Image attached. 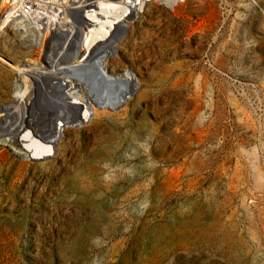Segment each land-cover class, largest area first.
<instances>
[{"label":"rangeland","instance_id":"374dc122","mask_svg":"<svg viewBox=\"0 0 264 264\" xmlns=\"http://www.w3.org/2000/svg\"><path fill=\"white\" fill-rule=\"evenodd\" d=\"M73 1L0 0V105L28 89L7 63L44 66ZM127 21L122 103L55 120L42 159L0 137V264H264V0H146Z\"/></svg>","mask_w":264,"mask_h":264},{"label":"bare ground","instance_id":"6f19581e","mask_svg":"<svg viewBox=\"0 0 264 264\" xmlns=\"http://www.w3.org/2000/svg\"><path fill=\"white\" fill-rule=\"evenodd\" d=\"M145 1L75 0L72 3L77 4L65 10L77 19L62 18L49 32L44 66L24 62L19 68L6 62L18 71L14 83L26 78L28 89L0 105V137L11 140L28 159H42L54 154L60 134L55 120L61 126L81 122L94 106L114 108L122 103L137 81L130 72L110 68L109 60L127 29V19Z\"/></svg>","mask_w":264,"mask_h":264},{"label":"built area","instance_id":"2783aa9c","mask_svg":"<svg viewBox=\"0 0 264 264\" xmlns=\"http://www.w3.org/2000/svg\"><path fill=\"white\" fill-rule=\"evenodd\" d=\"M28 7V6H27Z\"/></svg>","mask_w":264,"mask_h":264}]
</instances>
